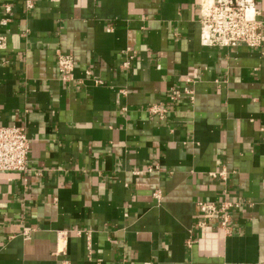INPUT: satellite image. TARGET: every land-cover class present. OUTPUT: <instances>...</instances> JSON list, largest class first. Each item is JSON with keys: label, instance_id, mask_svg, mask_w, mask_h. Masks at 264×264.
Masks as SVG:
<instances>
[{"label": "crops", "instance_id": "obj_1", "mask_svg": "<svg viewBox=\"0 0 264 264\" xmlns=\"http://www.w3.org/2000/svg\"><path fill=\"white\" fill-rule=\"evenodd\" d=\"M199 1L0 0V126L30 141L0 264H264V29L203 46ZM199 202L239 205L225 231Z\"/></svg>", "mask_w": 264, "mask_h": 264}, {"label": "built area", "instance_id": "obj_2", "mask_svg": "<svg viewBox=\"0 0 264 264\" xmlns=\"http://www.w3.org/2000/svg\"><path fill=\"white\" fill-rule=\"evenodd\" d=\"M26 6L31 7L30 0ZM4 11H10L9 6H3ZM200 42L203 46H218L232 48L244 46L255 48L260 46L264 22L259 18V12L254 0H200L198 3ZM6 20H3L5 23ZM5 45V37L0 36V49ZM130 58V57H129ZM126 61L123 66H127ZM57 68L60 78L64 82L72 79L74 63L71 57L58 54ZM180 98L192 99V92L184 90L182 94L173 91L172 101ZM151 114L164 117V109L153 106L149 109ZM30 141L22 126H0V172H20L27 170V160ZM148 171L151 168H147ZM224 172L219 176L223 179ZM215 176V174H211ZM237 203L226 202L215 205L208 202L197 204L201 217L197 226L202 228L206 222L217 218L219 226L227 230L229 216L227 211L238 207Z\"/></svg>", "mask_w": 264, "mask_h": 264}]
</instances>
